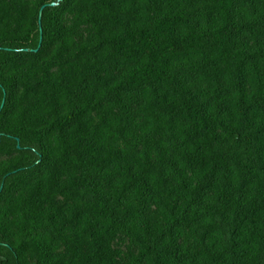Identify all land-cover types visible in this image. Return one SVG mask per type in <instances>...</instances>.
Masks as SVG:
<instances>
[{
    "label": "trees",
    "instance_id": "trees-1",
    "mask_svg": "<svg viewBox=\"0 0 264 264\" xmlns=\"http://www.w3.org/2000/svg\"><path fill=\"white\" fill-rule=\"evenodd\" d=\"M57 1L0 0V264H264V0Z\"/></svg>",
    "mask_w": 264,
    "mask_h": 264
},
{
    "label": "water",
    "instance_id": "water-1",
    "mask_svg": "<svg viewBox=\"0 0 264 264\" xmlns=\"http://www.w3.org/2000/svg\"><path fill=\"white\" fill-rule=\"evenodd\" d=\"M61 0H58L57 2H52V3H50L49 5L50 6H54V5H56L58 2H60ZM44 7V6H43ZM43 7L41 8V9H43ZM40 17H41V10H40V12H39V20H40ZM2 104H3V101H2ZM2 104H1V106L0 107H2Z\"/></svg>",
    "mask_w": 264,
    "mask_h": 264
}]
</instances>
